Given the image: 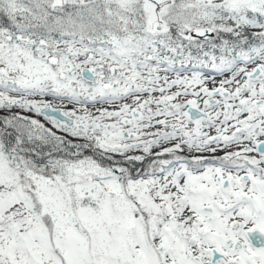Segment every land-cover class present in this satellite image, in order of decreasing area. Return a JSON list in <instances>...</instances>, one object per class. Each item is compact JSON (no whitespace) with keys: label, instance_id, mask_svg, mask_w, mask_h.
Here are the masks:
<instances>
[{"label":"snow or ice","instance_id":"obj_1","mask_svg":"<svg viewBox=\"0 0 264 264\" xmlns=\"http://www.w3.org/2000/svg\"><path fill=\"white\" fill-rule=\"evenodd\" d=\"M264 0H0V264H264Z\"/></svg>","mask_w":264,"mask_h":264},{"label":"flooded vegetation","instance_id":"obj_2","mask_svg":"<svg viewBox=\"0 0 264 264\" xmlns=\"http://www.w3.org/2000/svg\"><path fill=\"white\" fill-rule=\"evenodd\" d=\"M251 238L253 239V243L256 244H259L260 240H264V237H260V239L258 240L256 235H253Z\"/></svg>","mask_w":264,"mask_h":264}]
</instances>
